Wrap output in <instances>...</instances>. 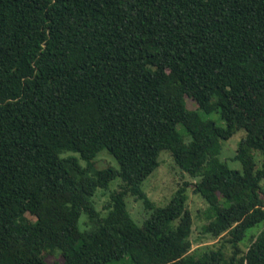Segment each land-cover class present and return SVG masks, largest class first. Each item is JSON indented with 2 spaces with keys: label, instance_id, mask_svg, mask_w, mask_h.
<instances>
[{
  "label": "trees",
  "instance_id": "1",
  "mask_svg": "<svg viewBox=\"0 0 264 264\" xmlns=\"http://www.w3.org/2000/svg\"><path fill=\"white\" fill-rule=\"evenodd\" d=\"M258 118L264 0H0V264H264V228L239 246L264 223ZM239 129L240 170L219 157ZM161 150L193 179L164 205L142 189ZM189 185L229 255L192 249Z\"/></svg>",
  "mask_w": 264,
  "mask_h": 264
},
{
  "label": "rangeland",
  "instance_id": "2",
  "mask_svg": "<svg viewBox=\"0 0 264 264\" xmlns=\"http://www.w3.org/2000/svg\"><path fill=\"white\" fill-rule=\"evenodd\" d=\"M187 102V106L193 110L195 107V103L191 101L188 97L185 98ZM208 118H211L217 122V124H222V121L218 119L216 113L208 115ZM252 119L256 125H252V128L257 131L259 134H264V119L260 120ZM180 130H182L179 127ZM246 130L239 129L232 134V136L224 140L222 142V148L219 154V157L222 161H224L229 168L232 169H241V164L238 160L234 159L233 156L235 154V149L239 139L245 134ZM255 160L257 165H260L262 160L261 154H255ZM97 164L104 165L106 163L117 168V163L115 159L109 155L106 150H102L97 155ZM159 165L157 168L143 181L142 189L146 193V195L154 201L156 204L164 205L170 197L174 194L176 189L182 184L183 181H190L191 179L187 173L182 171L172 160L171 156L168 154L166 150H161L159 153ZM118 182V178L112 180L107 189L97 188L92 200L96 206V208H100L102 204L108 199V191L112 190L116 187ZM264 189V188H263ZM187 193V203L186 207L192 214L193 223H192V231H191V242L192 249L196 252H201L203 249L217 248L219 246L222 247L225 255H229L232 246L227 241L228 235L223 234L222 236L213 237L209 233H204L202 229V225L206 223V218L203 213L207 204L206 201L199 195L195 194L192 191V187L189 185L186 188ZM127 209L131 215V217L137 221L139 218L143 216V206L141 201L135 200L133 197L126 198ZM85 219V216L82 214L80 216V223ZM264 228V223L260 225H256L248 230L246 237L239 243V246L242 250H245L247 245L250 242V238L252 235H256L260 230ZM46 261L51 263L53 261H60L57 255H48L45 257ZM111 264H133L128 256L120 259L119 261L112 262Z\"/></svg>",
  "mask_w": 264,
  "mask_h": 264
}]
</instances>
